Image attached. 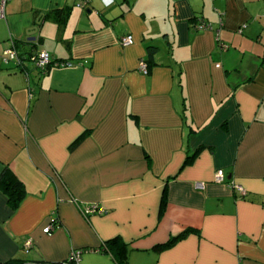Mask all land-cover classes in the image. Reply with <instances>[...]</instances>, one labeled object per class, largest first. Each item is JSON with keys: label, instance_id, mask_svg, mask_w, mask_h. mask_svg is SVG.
<instances>
[{"label": "crops", "instance_id": "1", "mask_svg": "<svg viewBox=\"0 0 264 264\" xmlns=\"http://www.w3.org/2000/svg\"><path fill=\"white\" fill-rule=\"evenodd\" d=\"M5 173L25 193L13 208L0 188V263L120 236L131 264H264V0H8ZM91 203L104 212L84 217Z\"/></svg>", "mask_w": 264, "mask_h": 264}, {"label": "built area", "instance_id": "2", "mask_svg": "<svg viewBox=\"0 0 264 264\" xmlns=\"http://www.w3.org/2000/svg\"><path fill=\"white\" fill-rule=\"evenodd\" d=\"M8 0H0V16H4L5 14V5ZM198 28H211L210 25H207L205 23H199L197 24ZM121 45L127 46L131 45L133 41V37L130 34L124 35L119 39ZM3 59L4 62L8 61H14L18 62L17 53L13 46L6 49L3 53ZM31 60L33 61L35 67L39 69L40 71H45V68L50 64V61L52 58L49 56V54L45 51H39L37 53H34L31 57ZM66 65L67 63H63V65ZM137 71H139L142 74L148 73V64L147 61L144 58H140L137 65ZM214 180L218 183H225L227 182L225 179V176L223 173L218 172L215 174ZM231 186L235 189H237L242 195L246 193V190L239 184H234L231 182ZM195 187L197 189H203L205 187V183L203 182H196ZM79 205V204H78ZM79 210L82 213L84 217H88L92 214H102L104 212V209L99 207L97 204L91 203L86 205H79ZM49 229L51 226L48 227ZM31 240L28 239L25 241L24 246L28 249L31 247ZM81 255L82 251L79 249H72L65 260L59 263H50V262H41V261H29L25 264H80L81 261Z\"/></svg>", "mask_w": 264, "mask_h": 264}, {"label": "trees", "instance_id": "3", "mask_svg": "<svg viewBox=\"0 0 264 264\" xmlns=\"http://www.w3.org/2000/svg\"><path fill=\"white\" fill-rule=\"evenodd\" d=\"M150 53L154 51L153 47H149ZM54 61L51 60L50 64H52ZM50 64L48 66H50ZM48 66L45 68V71L47 70ZM0 188L8 195V201L9 204L14 208L17 206V204L21 201V199L24 196V189L22 184L16 179H13V177L9 176V174L5 175L3 174L2 177H0ZM190 229H185L184 231H181L180 233L171 235L167 241L161 244H156L153 246V249L156 251L164 250L168 247L173 246L177 241L185 237ZM82 251V254L86 251V249L83 248H76ZM100 253H107L111 256V258L116 262V264H129L128 261V254H129V246L127 243L120 237V236H114L106 241H104L101 246H99L96 249H93ZM82 256V255H81ZM0 264H23L22 261L12 259L4 263Z\"/></svg>", "mask_w": 264, "mask_h": 264}, {"label": "rangeland", "instance_id": "4", "mask_svg": "<svg viewBox=\"0 0 264 264\" xmlns=\"http://www.w3.org/2000/svg\"><path fill=\"white\" fill-rule=\"evenodd\" d=\"M131 251L130 248H129V254H128V261H129V264H131L130 262H132V259L130 258V255H131ZM103 256H106V257H110L111 256L107 253H95V252H92V254H89L88 252H84L81 256V263L80 264H107V263H110V264H114L113 261L109 260V259H104ZM137 258V256H135ZM137 260V263L138 264H141L140 262L142 260H140L139 258L136 259ZM116 263V262H115ZM133 263V262H132ZM135 264V263H134Z\"/></svg>", "mask_w": 264, "mask_h": 264}]
</instances>
